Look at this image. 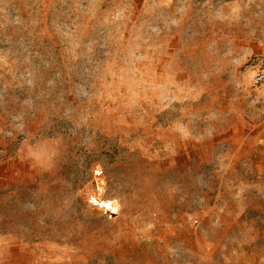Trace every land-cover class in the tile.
<instances>
[{"label":"rangeland","instance_id":"obj_1","mask_svg":"<svg viewBox=\"0 0 264 264\" xmlns=\"http://www.w3.org/2000/svg\"><path fill=\"white\" fill-rule=\"evenodd\" d=\"M262 72L264 0H0V264H264Z\"/></svg>","mask_w":264,"mask_h":264},{"label":"built area","instance_id":"obj_2","mask_svg":"<svg viewBox=\"0 0 264 264\" xmlns=\"http://www.w3.org/2000/svg\"><path fill=\"white\" fill-rule=\"evenodd\" d=\"M256 80L263 81L264 80V73H258L256 76ZM90 203H92L95 207H99L102 209L106 214L110 215L111 217L117 214L118 207L115 203L111 200H99V199H90Z\"/></svg>","mask_w":264,"mask_h":264}]
</instances>
